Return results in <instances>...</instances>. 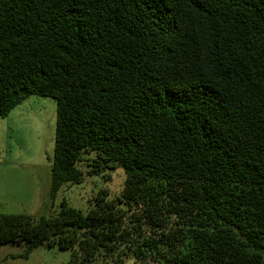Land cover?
I'll return each mask as SVG.
<instances>
[{
	"label": "trees",
	"instance_id": "16d2710c",
	"mask_svg": "<svg viewBox=\"0 0 264 264\" xmlns=\"http://www.w3.org/2000/svg\"><path fill=\"white\" fill-rule=\"evenodd\" d=\"M56 102L51 197L122 169L86 214L0 215L69 264H264V0H0V117Z\"/></svg>",
	"mask_w": 264,
	"mask_h": 264
},
{
	"label": "rangeland",
	"instance_id": "374dc122",
	"mask_svg": "<svg viewBox=\"0 0 264 264\" xmlns=\"http://www.w3.org/2000/svg\"><path fill=\"white\" fill-rule=\"evenodd\" d=\"M56 125V102L29 96L5 118L0 117V215H23L37 220L58 215L62 202L86 214L99 190L116 196L124 188L122 169L90 175L83 162L80 184H64L51 197V166ZM24 246L0 245V264H69L71 251L39 247L28 258ZM134 258L121 264H134ZM146 264H156L144 261Z\"/></svg>",
	"mask_w": 264,
	"mask_h": 264
}]
</instances>
